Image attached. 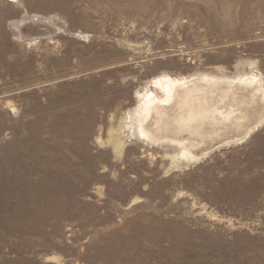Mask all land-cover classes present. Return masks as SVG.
Returning a JSON list of instances; mask_svg holds the SVG:
<instances>
[{
	"label": "rangeland",
	"instance_id": "374dc122",
	"mask_svg": "<svg viewBox=\"0 0 264 264\" xmlns=\"http://www.w3.org/2000/svg\"><path fill=\"white\" fill-rule=\"evenodd\" d=\"M0 264H264V0H0Z\"/></svg>",
	"mask_w": 264,
	"mask_h": 264
},
{
	"label": "bare ground",
	"instance_id": "6f19581e",
	"mask_svg": "<svg viewBox=\"0 0 264 264\" xmlns=\"http://www.w3.org/2000/svg\"><path fill=\"white\" fill-rule=\"evenodd\" d=\"M156 83L163 84L161 87L162 97L157 98L151 94L143 95L142 97L138 95V98H140L141 100L139 109L136 112L129 114L131 117L134 116L138 119L137 133L138 137L141 138V140L149 139V135L144 128V124L150 114L155 110L156 107H164L165 105L169 104L170 100L173 98V91L175 90V87H181L185 85L184 81L174 80L169 77H165L162 80H158L156 81Z\"/></svg>",
	"mask_w": 264,
	"mask_h": 264
}]
</instances>
